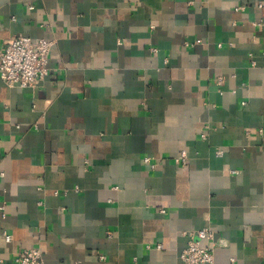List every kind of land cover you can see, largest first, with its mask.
Masks as SVG:
<instances>
[{
  "label": "crops",
  "instance_id": "0c3cea01",
  "mask_svg": "<svg viewBox=\"0 0 264 264\" xmlns=\"http://www.w3.org/2000/svg\"><path fill=\"white\" fill-rule=\"evenodd\" d=\"M20 33L53 45L0 79V264H184L203 228L264 264V0H0Z\"/></svg>",
  "mask_w": 264,
  "mask_h": 264
},
{
  "label": "built area",
  "instance_id": "2783aa9c",
  "mask_svg": "<svg viewBox=\"0 0 264 264\" xmlns=\"http://www.w3.org/2000/svg\"><path fill=\"white\" fill-rule=\"evenodd\" d=\"M52 45V40L43 37L32 38L21 33L11 37L0 48V79L10 87H36L49 73L48 56ZM175 159L178 164H185L187 153L181 151ZM145 160L148 161V158ZM189 236L187 246L181 252L183 263H212V245L201 243L203 239H212V230L203 228ZM5 238L11 240L9 235H5ZM157 246L160 248V245ZM15 261L18 264H45L41 250L35 247L19 250Z\"/></svg>",
  "mask_w": 264,
  "mask_h": 264
}]
</instances>
